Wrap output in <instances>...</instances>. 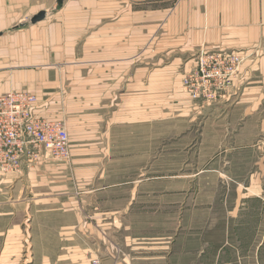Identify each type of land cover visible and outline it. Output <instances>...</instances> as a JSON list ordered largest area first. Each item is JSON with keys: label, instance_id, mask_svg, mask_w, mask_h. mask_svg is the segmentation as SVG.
I'll return each mask as SVG.
<instances>
[{"label": "crops", "instance_id": "crops-1", "mask_svg": "<svg viewBox=\"0 0 264 264\" xmlns=\"http://www.w3.org/2000/svg\"><path fill=\"white\" fill-rule=\"evenodd\" d=\"M51 2L0 0V95H37L36 115L66 123L72 163L46 152L18 175L0 173V264H19L26 239L29 264H202L211 244L212 264L253 257L239 252L241 241H259L252 231L202 234L196 249L199 236L188 234L181 251L183 235L142 234L130 215L146 180L126 178L143 177L144 168L118 166L130 161L135 138L162 144L164 114L238 113L237 175L251 180L228 210L241 223L264 220V0H65L53 11ZM204 51L246 60L221 100L199 104L182 79ZM22 208L28 220L15 218ZM83 220H123L126 235L102 239L90 227L84 241Z\"/></svg>", "mask_w": 264, "mask_h": 264}, {"label": "rangeland", "instance_id": "rangeland-1", "mask_svg": "<svg viewBox=\"0 0 264 264\" xmlns=\"http://www.w3.org/2000/svg\"><path fill=\"white\" fill-rule=\"evenodd\" d=\"M51 3L53 6L51 11L61 5L57 0H52ZM199 104L203 103L199 102ZM227 113L217 110L216 113H176L174 116L170 113L164 114L161 145L156 144L159 138L157 136L154 141V135L152 137L149 135L145 139L140 136L142 142L140 144L139 137L132 138L133 142L137 143L130 146L131 159L125 162L124 166L120 163L118 167L122 169L129 167L133 173V169L141 166L144 168L143 177L137 178L132 174L126 179H145L146 181L143 184L145 192L140 194V201L137 204L140 208H134L131 211L130 220H137L136 227L142 234L160 235L168 241L170 238L176 240L179 237L177 235H183V239L179 237L180 251L186 248L187 243H191L186 239L188 234L199 236L200 240L193 242L196 249L197 243L202 245V234L219 238L218 235L226 231L229 233L240 231V234L252 231L259 241H241L239 252L241 255L245 253L254 255L238 259L242 264H257V260H259L258 264H264V220H247L248 223L246 221L241 223L238 220H232V214L228 210L236 190L247 192L245 188H248L251 178H238V152H234V149L238 147L234 145V140L238 137V113L233 112L230 117ZM207 114L213 116V119L210 120ZM225 140L233 141L226 145L222 143ZM64 163L70 165L72 157ZM104 163L107 170L113 168L109 160ZM34 166L29 165L24 168ZM214 168L220 169L222 174L208 171ZM121 174L114 177V181L122 180ZM241 182L242 188L238 184ZM3 211L7 210L3 209ZM15 213V218L21 220H28L30 216V211L25 208L16 209ZM90 227L98 230L102 239L112 236L123 239L126 235L123 230V220L117 222L83 220L84 241L89 240L91 236ZM53 243L55 244V241ZM258 244L260 246L257 258L255 253ZM211 249H214L212 244L209 246L206 257H200L199 262L213 263ZM22 250L19 264H29V261L33 259L32 241L26 239ZM36 251L35 248L34 252Z\"/></svg>", "mask_w": 264, "mask_h": 264}, {"label": "built area", "instance_id": "built-area-1", "mask_svg": "<svg viewBox=\"0 0 264 264\" xmlns=\"http://www.w3.org/2000/svg\"><path fill=\"white\" fill-rule=\"evenodd\" d=\"M245 60L237 52H201L195 66L184 73L183 88L196 101L218 102L240 76ZM37 104V95L27 91L0 95V173L18 175L46 152L57 161L71 159L66 123L36 115Z\"/></svg>", "mask_w": 264, "mask_h": 264}, {"label": "water", "instance_id": "water-1", "mask_svg": "<svg viewBox=\"0 0 264 264\" xmlns=\"http://www.w3.org/2000/svg\"><path fill=\"white\" fill-rule=\"evenodd\" d=\"M64 0H57L58 4H62ZM46 16V12H40L39 14H37L33 19L32 22L33 23H37L39 21H42Z\"/></svg>", "mask_w": 264, "mask_h": 264}]
</instances>
